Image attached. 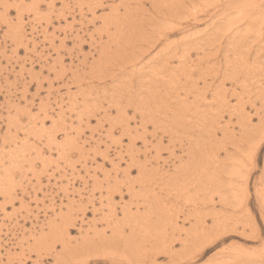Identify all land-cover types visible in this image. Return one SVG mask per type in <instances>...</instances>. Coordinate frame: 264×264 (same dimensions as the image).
Listing matches in <instances>:
<instances>
[{"label":"rangeland","instance_id":"374dc122","mask_svg":"<svg viewBox=\"0 0 264 264\" xmlns=\"http://www.w3.org/2000/svg\"><path fill=\"white\" fill-rule=\"evenodd\" d=\"M82 1L0 0V264H235L237 248L250 254L236 264H264V31L231 42L232 30L218 35L213 25L229 4L232 15L242 4L261 12L262 25L264 0ZM181 1L184 26L171 23L170 39L139 29L116 38L120 19L123 31L134 16L132 27L150 32L162 25L153 4L170 17ZM199 151L207 159L195 173L188 157ZM109 187L123 191L112 205ZM126 207L147 216V235L126 243L106 230L119 241L115 255L95 250L98 241L78 245ZM66 216L70 251L58 238L47 250L30 246Z\"/></svg>","mask_w":264,"mask_h":264},{"label":"bare ground","instance_id":"6f19581e","mask_svg":"<svg viewBox=\"0 0 264 264\" xmlns=\"http://www.w3.org/2000/svg\"><path fill=\"white\" fill-rule=\"evenodd\" d=\"M77 1V0H76ZM82 1V0H81ZM101 1V0H100ZM132 1V3L133 4H135V6L136 5H140V4H142V2L141 1H139L138 0V2H137V0H131ZM177 2L176 3H178V0H176ZM82 2H84V1H82ZM79 3V2H78ZM81 3V2H80ZM98 3V2H97ZM101 3V2H100ZM153 3V2H152ZM166 3V2H165ZM191 3H193L192 1H191ZM52 4H54L53 2H52ZM159 4V3H158ZM158 4H156V6L158 5ZM175 4V3H174ZM253 4H255V2L253 3ZM252 4V5H253ZM76 5V4H75ZM97 5V4H96ZM143 5V4H142ZM154 5V7H155V10H156V12H157V14L156 15H154L155 17V19H157L159 22H157L158 24L159 23H161L162 25H155V27H157V28H155L154 30H152V31H150V32H148V30H146V32L145 33H143V31L139 28V25H136V24H134L135 26L134 27H132V23H131V20L133 21V17H131V19H130V21H128V23H130L126 28H128L129 27V30L127 29V31H123V27L122 26H124L125 24H123L122 23V19H120V22H119V24L117 25V29H114L117 33H116V38L118 37V32L119 31H121L122 32V34L120 35V38H122V39H125V38H127L128 37V35H127V37H125L126 36V34H124L125 32H128V31H130V37L134 34L135 35V31L134 30H136V29H139V32H138V34H139V36L141 37H146V36H150L151 37V35L153 36V34H154V32L156 31V33L155 34H157L158 33V35L155 37L156 39H154V38H152V39H154L155 41H157V43H158V41L159 40H161V39H164V40H167V39H170V37H172V36H174V33H173V31L175 30L174 28L175 27H173V26H170V24L171 23H175V22H178L179 24H176V25H180L181 23H182V20H183V18H181V16H182V12H184V10H182V8H181V6H182V1H181V5L179 4H176L175 6H176V8H173V11L175 10V14H172V15H170V17H169V14H167L166 12H165V15H163V13H161V12H163V11H161L160 12V10H158V8L157 7H159V6H155V4H153ZM160 5H162V8H163V4L161 3ZM258 5V4H257ZM91 6V5H90ZM89 6V7H90ZM94 6V5H93ZM168 6V5H167ZM179 6V7H178ZM247 6V5H246ZM246 6H244V4H242V5H240L238 8H237V11L232 15L231 14V12H230V10H231V8H233V7H235V5L234 4H229L227 7H226V9H225V12L224 13H222L221 15H219V17H218V23H213V25H214V30L216 31V34H218V35H223L224 34V32L226 33V31H231V33H232V35H233V37H232V40L230 39V41L232 42L233 40H235V39H239L238 41H241V42H247L248 40L246 39V37H248L249 35H250V33H252V34H255V35H258V34H262V32L264 31L263 30V28H262V25H263V23H264V21H263V19H262V21H263V23H262V25H261V22H259V21H261V12L259 13L260 14V16L256 13V12H254L255 10H252V8L249 10ZM254 6H256V5H254ZM259 6V5H258ZM53 7V6H52ZM88 7V8H89ZM95 7V6H94ZM129 7V6H128ZM161 7V6H160ZM171 7H173V6H171ZM257 7V6H256ZM256 7H254L253 9H255ZM92 8V7H91ZM130 8V7H129ZM39 9V8H38ZM165 9V8H164ZM170 9V8H169ZM90 10V9H89ZM92 10V9H91ZM94 11V10H93ZM96 11V10H95ZM132 11H135L134 9L132 10ZM132 11H130V10H127L126 12L128 13V14H130ZM137 11V10H136ZM90 12H92V11H90ZM253 13H256V14H253ZM93 15H95V14H93ZM115 15V14H114ZM117 15H118V13H117ZM126 16H129V15H126ZM189 16L190 17H192L194 20H197V18H199V13H198V11H197V7L196 6H192L191 7V10H190V12H189ZM264 16V15H263ZM95 18H96V16H94ZM106 17V16H105ZM109 17V16H108ZM107 17V18H108ZM111 17V16H110ZM49 18V17H48ZM106 18V19H107ZM172 18V19H171ZM94 19V18H93ZM100 19V18H99ZM124 19V18H123ZM152 19V18H151ZM102 20V19H101ZM109 20H110V18H109ZM172 20V21H171ZM94 21H95V19H94ZM103 21V20H102ZM171 21V22H170ZM181 21V22H180ZM170 22V23H169ZM184 22V21H183ZM191 21H189V23H188V26H186V28H188V27H190V29L192 28L191 26L192 25H194V23H190ZM106 23V22H105ZM107 23H108V20H107ZM113 23V22H112ZM115 23V22H114ZM124 23H126V22H124ZM72 24V23H71ZM115 24H117V23H115ZM166 24L168 25V27H165L166 26ZM89 25V24H88ZM153 25V24H152ZM182 25V24H181ZM256 25H257V27H258V29H256L257 27H256ZM104 26H106L107 27V25H104ZM103 26V27H104ZM110 26V25H109ZM108 26V27H109ZM112 26V25H111ZM115 26V25H114ZM182 26H184V25H182ZM264 26V25H263ZM186 28H184V29H182V31H181V28L179 27V26H177V28H176V30L178 29L179 30V32H183V30H184V32L185 31H188V30H185ZM125 29V28H124ZM256 29V30H255ZM101 30V28L99 29V31ZM177 30V31H178ZM192 30V29H191ZM103 31H106L105 29H103ZM108 31H109V29H108ZM102 32V31H101ZM176 32V31H175ZM149 33V34H148ZM223 33V34H222ZM230 33V34H231ZM137 34V33H136ZM248 35V36H247ZM137 36V35H136ZM229 36H231V35H229ZM254 36V35H253ZM253 36L251 37V38H253ZM125 37V38H124ZM159 37H161V39H159ZM250 37V36H249ZM159 39V40H158ZM145 40V39H144ZM153 40V41H154ZM228 40V39H227ZM229 41V40H228ZM227 41V42H228ZM229 41V42H230ZM238 41H235V43L237 44V43H239ZM117 42H119V40L117 41ZM156 43V42H155ZM234 42L232 43V44H235ZM153 44H154V42H153ZM229 44V43H228ZM233 45L234 46V48H236V47H238V46H240V44H237V45ZM249 43H246L245 45H242L241 46V48H243L244 46H246L247 48L245 49V50H243L244 52H247V53H250L251 51V49H252V46H250V45H248ZM156 45V44H155ZM82 47V46H81ZM134 47V46H133ZM187 49V48H186ZM248 49V50H247ZM253 50V49H252ZM234 51H236V50H234ZM242 50H241V52H243ZM187 54V53H186ZM177 55V54H176ZM136 56V55H135ZM141 57V56H140ZM132 59H129V62L132 64V61H131ZM138 60H140L139 58H138ZM137 60V61H138ZM142 60V59H141ZM136 61V62H137ZM138 63V62H137ZM136 63H135V66H134V69H135V67H136ZM146 67V66H145ZM149 68V67H148ZM124 69V68H123ZM259 69H263V67H260ZM137 70H139L138 68H137ZM258 70V69H257ZM135 71V70H134ZM209 71V70H208ZM140 72V71H139ZM133 73V72H132ZM137 75V74H136ZM136 75H135V77H136ZM147 79V78H146ZM149 79H150V77H149ZM145 81H147V80H145ZM136 82V81H135ZM141 83V82H140ZM139 83V84H140ZM145 83V82H144ZM142 84V83H141ZM193 86V85H192ZM142 87V86H141ZM148 88V87H147ZM195 88H196V86H195ZM144 89V88H143ZM152 89V88H151ZM149 91H150V89H148ZM217 91V93H218V91H220V90H216ZM215 91V92H216ZM152 92V91H151ZM140 92H138V94H139ZM157 93V92H156ZM163 93V92H162ZM220 93V92H219ZM146 94H149V93H146ZM135 95V94H134ZM133 95V99H134V96ZM153 95V94H152ZM138 96V95H137ZM141 96V95H140ZM144 97V96H143ZM147 97L148 96H146V99H147ZM138 98V97H137ZM139 98H141V97H139ZM158 98V97H157ZM132 99V100H133ZM144 99V98H143ZM151 99H152V97H151ZM148 100V99H147ZM154 100H155V98H154ZM158 100V99H157ZM134 101V100H133ZM131 102V101H130ZM159 102V101H158ZM147 103V102H146ZM140 104V103H139ZM147 105H148V103H147ZM156 105V104H155ZM146 106V105H145ZM144 106V104L142 103V104H140V107L138 108L139 109V111H141V116L143 115H145L146 116V118L147 117H150L151 119H152V121H154V118H153V116H152V114L150 115V111H147L146 112V110H149V108H147V107H145ZM171 107V106H170ZM121 108V107H120ZM125 108V107H124ZM244 108V107H243ZM126 109V108H125ZM137 109V108H136ZM172 109V108H171ZM119 110V109H118ZM244 110H245V108H244ZM124 111V110H123ZM137 111V110H136ZM166 111V110H165ZM171 111V110H170ZM152 113H153V115H154V109H152V111H151ZM157 112V111H156ZM161 112H162V110H161ZM181 112L182 113H177L176 115H179V117L177 118V117H175V120L177 119H179L180 121H181V123L183 124V123H186L185 122V120H186V117H185V115H184V113H183V111L181 110ZM46 113V112H45ZM122 114H125V112L124 113H122ZM181 114H182V116H181ZM157 115V114H156ZM60 117V116H59ZM145 118V119H146ZM243 118H245V117H243ZM262 120H264V115L262 116ZM148 120H150L149 118H148ZM176 120V121H177ZM178 120V121H179ZM114 125V124H113ZM113 125H112V127H113ZM159 125V124H158ZM156 126V125H155ZM181 126V125H180ZM261 126H263V128H264V122H263V124L261 125ZM206 130V129H205ZM168 131V130H167ZM166 131V132H167ZM171 131V130H170ZM200 131V130H199ZM203 131V130H202ZM201 131V132H202ZM44 132V131H43ZM124 132V131H123ZM172 134H173V132H171ZM52 139H54V138H52ZM192 139V138H191ZM137 141V140H136ZM71 143V142H70ZM51 145V144H50ZM72 145V144H71ZM76 145V144H75ZM60 149V148H59ZM72 149H73V145H72ZM22 150V149H21ZM131 151V150H130ZM132 152H133V154H134V151L132 150L131 151V154H132ZM148 152V151H147ZM170 152H173L172 150H170ZM200 152V155H193V153H190L189 154V156L190 157H188V159L191 161V170L193 169V171H195V173H197V171H198V169H196V167H197V165H204V164H200V163H203V159H207V156L206 157H204V158H202V151H199ZM22 153V152H21ZM40 153V152H39ZM64 153V152H63ZM62 153V154H63ZM121 153V152H120ZM144 153V152H143ZM18 154V153H17ZM20 154V153H19ZM38 156V155H37ZM122 156V155H121ZM132 156V155H131ZM138 156V155H137ZM135 157V156H134ZM123 158V157H122ZM130 158V157H129ZM137 159H138V157H136ZM44 159V158H43ZM42 159V160H43ZM131 160H132V158H130ZM44 162V161H43ZM131 161H129V163H130ZM132 162H133V160H132ZM75 163V162H74ZM130 164H132V163H130ZM129 164V165H130ZM235 163H233V165H234ZM118 165V164H117ZM225 165V164H224ZM116 166V165H115ZM120 166V165H119ZM119 166H118V168H119ZM205 166H207V165H205ZM132 168V167H131ZM130 168V169H131ZM206 168V167H205ZM130 169H128L126 172H130ZM153 170V169H152ZM190 169H189V166H187L186 168H183V169H179V170H177L176 171V173L177 174H179V175H177V177L179 178V176H186L187 174L186 173H188V171H189ZM144 171V170H143ZM240 171H242V170H240ZM125 172V173H126ZM152 172V171H151ZM150 172V173H151ZM209 172V171H208ZM208 172H207V174H208ZM118 171L116 170L115 171V176H116V179H118ZM144 173V172H143ZM154 173V172H153ZM131 174V173H130ZM189 175H191V174H189ZM150 176H151V174H150ZM209 176H211V174L209 175ZM8 177H9V175H8ZM149 177V176H148ZM10 178V177H9ZM130 178V177H129ZM128 178V179H129ZM155 178V177H154ZM174 178H176V175H175V177ZM203 178V177H202ZM247 178V177H246ZM209 179L211 180V177H209ZM212 179H213V177H212ZM161 180V179H160ZM207 180V179H206ZM9 181L11 182V181H13L12 179H9ZM111 181V180H110ZM132 181V180H131ZM130 181V183L129 182H124L125 183V186H127V185H129L130 184V186H128L126 189L128 190V192H130V191H132L131 189L134 187L133 186V184H134V181L133 182H131ZM162 181V180H161ZM117 182V184H121V183H119L118 182V180L116 181ZM217 182H220V180H218L217 179ZM131 183H132V185H131ZM142 184V183H141ZM9 185H11L10 183L8 184V186ZM13 186V185H12ZM121 185H117L116 186V188H118V187H120ZM142 186H143V184H142ZM110 188V187H109ZM116 188H114L116 191H119L120 193H122L123 191L122 190H118V189H116ZM10 190H11V188H10ZM112 190H113V188H112ZM114 190V191H115ZM114 191H111V188H110V190L108 189L107 190V199H110L109 201H111V205H112V200H114V198H112L115 194L113 193ZM225 191V190H224ZM102 193V192H101ZM94 194V193H93ZM122 196V195H121ZM132 196H135V195H132ZM102 197V196H101ZM122 198H123V196H122ZM146 201V200H145ZM262 201H263V199H262ZM143 205V204H145V205H147L148 204V202L146 201L145 203H136V205H135V207H137V210L136 211H139V207H140V205ZM138 205V206H137ZM112 209L110 208V211H111ZM125 210V212L123 213L124 214V216H123V218L120 220L119 218H115L114 216H113V214H110V215H104L105 217H103L102 218V222H106L107 224H106V229H103V230H99L98 229V224L96 223V224H94L93 226H90L89 227V230H87V231H85L86 232V236L87 237H85L84 239H83V241L82 242H80V243H78V245L80 246V245H82V247L83 248H85V247H88V245H86V244H91V242H95V241H98L99 242V245H100V247H98L97 248V246H99V245H97V246H95L93 243V246H95L94 248H95V250H99V252H103V255H115L116 254V251L114 250V245H115V247H117V246H119V241H122L123 242V238H125V240H126V243H127V241H129V239H131V238H136V234H138V233H140V232H145L146 233V235L149 233V227L146 225L145 227H143L142 226V224L143 223H145V221H147V216H144V215H139V216H137L135 213H131V212H129L130 210H131V208L129 209V207H126V208H123V211ZM86 212V211H85ZM82 213H84V212H82ZM113 213V212H112ZM244 213H247V212H244ZM129 214H131V215H129ZM139 214V213H138ZM119 216V215H118ZM125 218H127V223L128 224H126L125 223ZM141 220H143L144 222L143 223H141L140 221ZM240 220H241V218H240ZM66 223L65 224H58V223H56V220H54V224H56L58 227H52V229L54 230L53 232H52V237H49V236H44L43 235V237H40V238H36V240H35V242H34V244L33 245H30V246H32L33 247V249L34 250H40V249H44V250H47L48 248H50L49 246L51 245V243H52V241L53 242H55L54 241V238H58V239H60L62 242H63V248H64V250L65 251H70V247L71 248H73L70 244H68L67 242L68 241H66L65 242V239H66V237L64 236V235H66V234H69L70 233V228H69V226H71L70 224H71V221L70 220H68L67 221V216H66ZM238 221H236L235 223H237ZM53 224V225H54ZM219 224H221V223H219ZM222 225V224H221ZM129 227V229H130V233H125L126 231L124 230L126 227ZM158 227V226H157ZM156 228V227H155ZM227 228H229V227H227L226 226V230L225 231H228L227 230ZM108 229H111L112 230V233H113V235H111V237H114V236H116L117 237V240H119V241H117V240H112L111 239V237H109V238H107L105 235V233H106V230H108ZM224 231V232H225ZM90 234H93V236L91 237V235ZM141 234V233H140ZM154 234H156V233H154ZM90 236V237H89ZM140 236V235H139ZM82 240V239H81ZM51 241V242H50ZM58 241V240H57ZM56 241V242H57ZM80 241V240H79ZM125 242V241H124ZM22 243V242H21ZM28 243H29V240H28ZM96 243V242H95ZM194 244V243H193ZM209 244V243H208ZM29 246V247H30ZM28 247V248H29ZM206 248V247H205ZM23 250V249H22ZM80 250V248L78 249V251ZM91 250H92V248H91ZM90 251V250H89ZM236 256L237 257H235V259L234 260H232L235 264H236V261L238 260H242V259H245V257H243V256H246L247 254H250V252H246V251H244L243 249H241V248H237L236 250ZM253 251V250H252ZM261 251H264V249H262V250H260V252ZM203 252V251H202ZM90 253V252H89ZM92 253V252H91ZM253 254H255V251H253L252 253H251V255H253ZM261 254V253H260ZM222 256V255H221ZM224 257V256H223ZM253 257V256H252ZM60 258V257H59ZM61 259V258H60ZM59 259V260H60ZM75 261V260H74ZM112 263V262H111ZM119 263V262H118ZM117 263V264H118ZM217 264V263H216Z\"/></svg>","mask_w":264,"mask_h":264}]
</instances>
